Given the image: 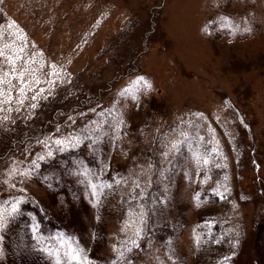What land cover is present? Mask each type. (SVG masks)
Listing matches in <instances>:
<instances>
[{
  "label": "rangeland",
  "instance_id": "1",
  "mask_svg": "<svg viewBox=\"0 0 264 264\" xmlns=\"http://www.w3.org/2000/svg\"><path fill=\"white\" fill-rule=\"evenodd\" d=\"M0 32V48L11 45L5 57L23 48L17 69L35 61L40 80L26 76L23 105L19 80L0 85L12 96L0 105L12 109L0 111L9 117L0 125V212L23 201L0 230V264H63L69 247L111 264L131 235L122 231L128 185L96 190L114 177L146 193L132 264H264V0H3ZM10 70L0 57V72ZM52 71L64 82L32 101L47 95ZM94 108L106 113L95 144L84 139L100 119ZM73 137L77 146L57 151L55 139ZM165 138L184 141L172 164L161 155ZM48 151L31 176L10 181L15 188L3 182L13 160L31 168ZM81 166L96 176H78ZM224 188L226 199L213 194Z\"/></svg>",
  "mask_w": 264,
  "mask_h": 264
},
{
  "label": "snow or ice",
  "instance_id": "2",
  "mask_svg": "<svg viewBox=\"0 0 264 264\" xmlns=\"http://www.w3.org/2000/svg\"><path fill=\"white\" fill-rule=\"evenodd\" d=\"M3 0H0V3H2ZM9 28L14 27V24L10 23L8 25ZM244 31L251 32V28H246ZM4 33L0 32V38H3ZM11 45L4 44L3 48H0V57H4L7 61V64L10 66V71H3L0 72V85L5 84H11V81L13 79L19 80L21 87L19 88V95L21 99L17 100L16 103L23 105L24 103V95H25V89L27 88L29 91L31 90V84H29L26 81V76H32L33 83L39 84L40 80L36 78V71L37 69L32 68L30 65L34 64L35 61H28L26 63L29 64V67L27 68H21L17 69L16 64L17 61L22 60L21 53H23L24 49L19 48L16 49L12 54L5 57L4 50L5 48H10ZM53 69H55V65H51ZM48 77H55V79H47L46 82L51 85L47 90V95H44L43 89H41L37 94L31 96V100L35 101L37 100L38 96L40 99H48L49 96L52 95L55 86H57L59 83H63V78L58 71H52L50 73L46 74ZM143 81V86L147 89H151V84L144 81L143 77L138 78L137 83ZM130 90H124L122 95H128ZM133 100H136L137 97L134 95L132 97ZM12 103V96L11 91L5 92L2 87H0V105L3 104H11ZM30 107L32 109H36L37 104L31 103ZM97 108H100L99 105H97ZM12 109H5L3 107H0V111H11ZM16 111H19V108L16 109ZM89 111L93 112L97 117L100 119L94 120L91 123L94 125L93 128L87 130L88 135L84 137L85 140H90L93 144L97 143L100 139V137L103 135V129L106 126V121L103 119L106 116V113L101 109L99 112L97 109H90ZM80 115H84V113H81ZM110 115V114H107ZM199 115V114H197ZM72 117H69V120H72ZM9 120V117L7 115L0 117V125H3L5 122ZM117 123L123 124L124 121L117 117ZM191 127L193 130L197 129L199 127L198 123L196 121L190 122ZM180 136L184 137V140L186 141L188 139V133L181 132ZM199 139H203L200 137ZM41 144H44L47 146V142L44 140L38 141ZM184 141L180 140H169L165 138L164 140V148L167 149V151H163L161 155L164 157V159L169 163L172 164L174 159L177 157L178 153L181 150V145ZM53 143L57 146V151H64L65 150V143L70 144L72 147L77 146L80 143V139L78 137H73L71 139L66 138L65 140L61 139H55ZM213 153L217 152L216 148H213L211 150ZM53 155L51 151H48L45 155H39L36 159L31 161V168H21L18 166L17 161L13 160L12 164L9 166V168L6 170L7 179L3 182L5 184H9L10 187L15 188L16 183H10V181H14L17 177H19L21 180L24 178H27L33 174L35 169L39 167L38 161H44L47 158H50ZM196 160L198 163H202L203 165L207 166L209 164V159L207 158L206 154H200L196 156ZM148 169H152L154 165L151 163L148 164ZM216 167H221V165L217 164ZM165 170L160 171V175L163 176ZM78 176H82L87 180L89 175L96 176L95 173H91L90 170L83 168L81 166L76 173ZM114 183H105L101 181L100 184L96 185L97 192H103L105 189H111L115 191L116 188H118L121 185H128V187L131 189L129 193V199L126 201V203L129 204V210L126 213V215L129 217V220L125 221L124 227L122 228V231L127 234L128 231H131V235L128 237L127 240L122 242V247H113V251L116 253L115 258L112 260L111 264H132V261L129 259V254H131L134 250H137L141 247L140 241L143 239L144 236V229L147 226V212L145 211V207L143 204L139 203L140 201H143L146 197V193L143 189H141V184L139 181H133L131 184H129L127 178L125 177H119L113 178ZM91 183V182H90ZM152 183L151 179H149V185ZM228 189L224 188L223 192L216 191L213 194L218 196L219 199L223 200L226 199V193ZM134 193V194H133ZM197 200H199V195L196 197ZM22 200L17 199L14 203L11 204V212L9 213H3L0 212V230H3L6 226L9 218H11L14 214H17L19 209L18 206L22 203ZM99 202L97 198V203ZM133 203H135V207H132ZM35 238V237H34ZM214 243H220V240H214ZM43 242L39 239H37V244H42ZM170 243V242H169ZM197 243H199V238H197ZM235 246V245H233ZM43 251V248L40 249ZM50 255H55L53 253H49ZM64 259L63 264H91V261L89 258L84 255V250L76 247L71 248L69 247L66 252H64ZM225 260L229 259V257H225ZM55 264H61V261L57 259L55 261Z\"/></svg>",
  "mask_w": 264,
  "mask_h": 264
}]
</instances>
